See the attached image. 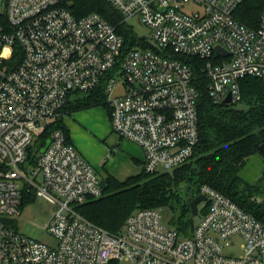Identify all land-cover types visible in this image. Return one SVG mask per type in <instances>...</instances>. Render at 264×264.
Returning a JSON list of instances; mask_svg holds the SVG:
<instances>
[{
	"label": "built area",
	"instance_id": "1",
	"mask_svg": "<svg viewBox=\"0 0 264 264\" xmlns=\"http://www.w3.org/2000/svg\"><path fill=\"white\" fill-rule=\"evenodd\" d=\"M70 1L4 2L0 264H264V222L207 185L197 194L205 197L206 212L189 236L168 228L160 209L138 210L122 231L110 234L77 210L102 197L103 178L61 130L52 131L34 167L27 163L29 147L63 116L69 99L104 81L112 132L141 148L142 172L177 170L199 140L198 94L184 60L202 62L213 103L230 95L231 104H238L240 80L264 81V8L258 26L248 28L235 18L244 0H105L123 22L136 18L150 31L151 42L145 41L154 50L124 52L112 25L96 13L76 18ZM32 195L51 206L42 229L54 245L14 228ZM231 247L238 256L225 253Z\"/></svg>",
	"mask_w": 264,
	"mask_h": 264
},
{
	"label": "trees",
	"instance_id": "2",
	"mask_svg": "<svg viewBox=\"0 0 264 264\" xmlns=\"http://www.w3.org/2000/svg\"><path fill=\"white\" fill-rule=\"evenodd\" d=\"M67 8L76 18L92 13L103 17L123 38L124 52L135 47L154 50L133 33L123 22L120 13L105 0H71ZM263 8L264 0H244L235 18L248 28H256ZM0 26L7 30L3 14L0 15ZM18 56L17 50L13 60ZM184 61L192 69V87L198 94L196 109L199 140L191 157L194 158L193 167L187 165L190 159L172 173L150 175L142 172L144 177L138 175L123 182L106 175L103 178L106 188L102 197L79 206L77 210L88 221L110 234L122 231L127 217L138 210L166 209L172 214L173 221L170 223L173 228L189 236L194 228L189 204L202 185L224 195L256 220L264 221V199L256 196L258 188L246 183L239 175L245 160L260 153L258 148L264 143V81L253 77L244 78L239 81L241 101L238 104H215L207 92L208 81L201 73L202 62L195 59ZM104 86L103 81L88 93L74 95L63 108L62 115L94 107H104L109 111ZM56 129L61 130L70 142L61 116L29 147L28 165L35 166L40 150ZM189 178H194L195 191L188 194L184 201L178 199L177 205H174L175 188L185 181L189 182ZM205 212L206 207L202 214ZM178 220L182 222L181 228L176 225Z\"/></svg>",
	"mask_w": 264,
	"mask_h": 264
},
{
	"label": "rangeland",
	"instance_id": "3",
	"mask_svg": "<svg viewBox=\"0 0 264 264\" xmlns=\"http://www.w3.org/2000/svg\"><path fill=\"white\" fill-rule=\"evenodd\" d=\"M4 2L5 0H0V15L4 12ZM126 25L130 27L133 31V33L140 39H144L148 42H151V34L147 27H145L143 24H141L136 18L130 19ZM116 91L119 90L118 87L115 89ZM238 107H242L241 105H238ZM79 112V111H78ZM73 112L71 113L74 115ZM109 111H107L104 107H94L83 110L84 118L83 120L78 121L85 129H87L89 132L91 131L92 125H96L99 128H102L103 123L107 121L110 127V134L111 136L118 139V136L112 132L110 119H109ZM66 116L65 121H71V116ZM92 135L94 137V133L92 132ZM114 145V144H113ZM113 145L111 144V140L107 139H99L98 145L95 147H89L93 150V152H98V150L104 149L108 150L110 156H114L116 154V158L113 161L114 162V169L118 170L121 173L128 172V170H132L131 172H136L135 170H139L137 166H132L131 162L129 161V158H124L125 153H122L121 155V149L115 146L113 148ZM76 149V148H75ZM77 151V149H76ZM78 152V151H77ZM79 153V152H78ZM80 154V153H79ZM120 155V156H119ZM80 156L85 160V158L80 154ZM119 156V157H118ZM122 156V157H121ZM192 158L187 165H189L190 168L193 167V160ZM86 161V160H85ZM87 162V161H86ZM88 163V162H87ZM89 164V163H88ZM91 165V164H89ZM92 166V165H91ZM92 168L96 171L99 177H102L101 173L97 171L96 168L92 166ZM142 169V167H141ZM140 169V170H141ZM263 169H264V160L261 153L255 154L249 158H247L242 165L239 175L240 177L248 184L258 188L259 193L256 195L259 199H264V175H263ZM139 170V171H140ZM190 174V173H187ZM142 175V172L140 174ZM136 175V176H138ZM194 178H189V182H183L178 187L175 188V198L173 199V204L177 205L178 199L180 201H184L187 199L188 194H190L192 191H195V185H194ZM206 207V202H201L197 205L198 214L197 216L193 217V224L196 225L198 223V220L200 218V215L202 214V211ZM51 206L48 204L44 199L36 196H30V198L24 203V205L21 207L20 215L16 217L13 221L14 228L16 230L30 238H33L37 241L43 242L47 245H54V240L46 233L44 229H42L46 222L48 221V218L50 216ZM161 216L164 220L165 225L168 228H173V225L170 223V221H173L172 214L170 211H167L166 209H161ZM264 222V221H262ZM179 220L176 222V225L178 227H182ZM225 253L229 256H238V249L236 247H231L229 249L225 250ZM123 264V263H122Z\"/></svg>",
	"mask_w": 264,
	"mask_h": 264
},
{
	"label": "crops",
	"instance_id": "4",
	"mask_svg": "<svg viewBox=\"0 0 264 264\" xmlns=\"http://www.w3.org/2000/svg\"><path fill=\"white\" fill-rule=\"evenodd\" d=\"M78 112V111H76ZM72 114H65L62 116V120L66 118V116H70ZM84 113L83 110L79 111L78 113H74L71 116V121L63 120L65 124L68 134L70 143L73 145L74 148L85 158V160L91 164L94 168L97 169L104 178L106 175L112 176L119 182H123L130 177H134L142 172V164H143V152L139 146L136 144L120 139H116L115 137L111 136L110 134V127L109 124L106 122L103 123L102 128L97 127L96 125H92L91 131L94 133V137L92 132H89L85 129L78 121L83 120ZM81 122V121H80ZM99 139H107L111 140V144L113 148L117 146L121 149L122 153H125L124 158H129L131 165L139 167L140 170H135L136 172L132 173V170H128V172L121 173L118 170L114 169V160L116 158V154L114 156H110L108 150L101 149L98 152H93V150L89 147H96L99 143ZM120 156V155H119ZM118 156V157H119ZM122 157V156H121Z\"/></svg>",
	"mask_w": 264,
	"mask_h": 264
},
{
	"label": "water",
	"instance_id": "5",
	"mask_svg": "<svg viewBox=\"0 0 264 264\" xmlns=\"http://www.w3.org/2000/svg\"><path fill=\"white\" fill-rule=\"evenodd\" d=\"M216 51H219V48H216ZM222 104L223 105H230L231 104V98H230V95H227L226 98L222 101ZM50 140L47 139L46 142H45V145L44 147L40 150V153H44V151L46 150L48 144H49ZM259 152L262 154L263 153V144H261L258 148ZM100 186L102 188V190L104 191L105 188H106V184L105 182L102 180L100 182ZM205 201V197L203 196H197L195 197L189 204L190 206V212H191V215L194 217V216H197V205L201 202H204Z\"/></svg>",
	"mask_w": 264,
	"mask_h": 264
}]
</instances>
